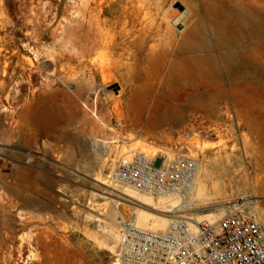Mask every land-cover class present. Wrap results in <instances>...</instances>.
<instances>
[{
  "label": "rangeland",
  "instance_id": "1",
  "mask_svg": "<svg viewBox=\"0 0 264 264\" xmlns=\"http://www.w3.org/2000/svg\"><path fill=\"white\" fill-rule=\"evenodd\" d=\"M135 3L149 12L129 35L128 0H0V264H115L122 226L112 233L106 213L120 199L130 221L139 203L108 175L133 147L184 148L211 172L208 187L227 188L228 201L264 199V90L256 85H236L225 72L190 79L177 91L185 124L146 135L130 122L135 81L155 73V58L172 59L167 21L188 0ZM240 40L239 50L250 47Z\"/></svg>",
  "mask_w": 264,
  "mask_h": 264
},
{
  "label": "bare ground",
  "instance_id": "2",
  "mask_svg": "<svg viewBox=\"0 0 264 264\" xmlns=\"http://www.w3.org/2000/svg\"><path fill=\"white\" fill-rule=\"evenodd\" d=\"M135 1L128 0L132 6L125 11L128 20L126 25L130 29L129 35L132 34L136 21L142 18V14L146 17V13L149 12L147 5L138 6ZM260 6H264V0H188L185 9L179 11L178 18H174L171 22L167 21L170 43L174 47V51L171 53L172 59L158 62L159 60L155 58L156 61L153 62L156 64L153 67L155 73L150 76L138 77L135 81L137 84L132 88V101L130 99L131 103L128 106V117L132 125L136 129L143 130L144 134L151 135L159 132L161 128L167 125L181 126L185 124L188 107L179 103L177 91L188 84L190 79H195L200 83L203 78L216 79V76L225 72L236 85H250L251 83L264 90V12L257 11ZM140 29L142 28L140 27ZM241 37L248 38L250 47L239 50ZM229 47L237 50L229 49ZM199 53H204L205 56L200 55L202 56L200 57L198 56ZM28 109L30 108H26L22 115L24 120L28 118ZM94 116L103 123L97 113ZM45 123L48 127L46 134H53V131L49 129L50 118H46ZM64 134L59 131L61 140L70 138L69 135ZM262 135L264 136V131ZM117 138L120 140L119 137ZM261 149L264 153V141H262ZM250 151V148H247V154ZM135 152L150 156L157 150L138 151L133 147L129 151H122L120 153L121 158L130 162L133 159V155L130 154ZM195 159L199 162V171L188 194H176L168 198L155 199L146 194L123 189L124 196L139 203L136 206L138 208H133L134 211H130L137 226L155 232L165 231L171 219L168 215L153 212L162 207L166 214H180L179 211L196 212L206 209L197 212L192 218L178 216L179 218L190 219L194 223L215 222L220 218H216L209 209L219 207L221 211L224 208V203L229 199L225 195L227 188L208 187V183L212 180L211 172L205 168L200 160ZM117 162L118 157L114 160V163ZM107 191L115 195L110 190ZM222 202H224L223 205ZM121 207L126 208L122 200H116L113 202V208L110 212L106 213L111 222L112 233H119V225L123 228L126 222ZM127 210L129 209L127 208ZM262 216L264 217L263 213Z\"/></svg>",
  "mask_w": 264,
  "mask_h": 264
},
{
  "label": "built area",
  "instance_id": "3",
  "mask_svg": "<svg viewBox=\"0 0 264 264\" xmlns=\"http://www.w3.org/2000/svg\"><path fill=\"white\" fill-rule=\"evenodd\" d=\"M193 157L184 148L135 153L112 166L108 182L155 199L188 194L199 171ZM219 212L215 222L202 223L171 213L161 232L126 221L115 264H264V199L237 196Z\"/></svg>",
  "mask_w": 264,
  "mask_h": 264
}]
</instances>
